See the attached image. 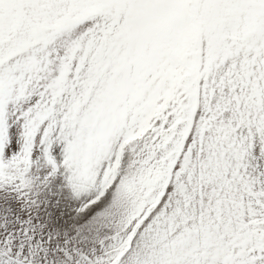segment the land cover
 Returning a JSON list of instances; mask_svg holds the SVG:
<instances>
[{"label":"snow or ice","instance_id":"6c2138e0","mask_svg":"<svg viewBox=\"0 0 264 264\" xmlns=\"http://www.w3.org/2000/svg\"><path fill=\"white\" fill-rule=\"evenodd\" d=\"M0 264H264V0H0Z\"/></svg>","mask_w":264,"mask_h":264}]
</instances>
